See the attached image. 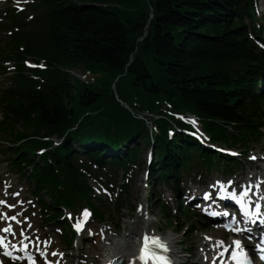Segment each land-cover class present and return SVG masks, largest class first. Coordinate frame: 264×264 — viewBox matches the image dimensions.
<instances>
[{"label":"trees","instance_id":"1","mask_svg":"<svg viewBox=\"0 0 264 264\" xmlns=\"http://www.w3.org/2000/svg\"><path fill=\"white\" fill-rule=\"evenodd\" d=\"M41 1L44 10L38 28L17 35L10 48L24 43L25 53L45 58L49 69L41 74L48 86L33 90L32 82L20 74V65L17 97H0L5 111L1 128L9 139L11 156L15 155L12 161L32 165L27 178L36 183L37 192L48 188L45 182L56 183L53 169L58 168L66 176L67 193L59 192L56 198L52 194L53 200L65 204L83 200L89 189L73 168L74 147L94 145L91 150L104 152L109 147L117 150L121 141L148 140V126L140 119L145 111L164 117L168 109L191 112L217 140L229 123L242 133H260L264 94L249 107L244 99L264 65V52L247 38L241 21L249 15L251 0ZM247 60L256 64L246 72L249 80L243 86L237 77ZM66 69H85L99 77L87 85ZM20 87H26L27 93L22 94ZM171 121V117L155 120L161 134L155 133L154 138L155 149L163 157L161 174L173 172L176 179L190 156L196 153L197 159L207 162L211 154L178 133L168 140ZM67 130L58 149L39 162L31 158L35 148L49 144L34 135L41 131L62 135ZM191 146L196 150L190 155ZM125 154L135 157L126 147ZM27 172L28 168L23 174ZM126 202L121 197L117 209Z\"/></svg>","mask_w":264,"mask_h":264},{"label":"rangeland","instance_id":"2","mask_svg":"<svg viewBox=\"0 0 264 264\" xmlns=\"http://www.w3.org/2000/svg\"><path fill=\"white\" fill-rule=\"evenodd\" d=\"M3 77H5V76H3ZM5 82H6V79L3 80V78H1V76H0V91L2 90V88L5 87ZM0 117H1V112H0ZM5 159H6V152L2 151L0 153V177H1V179L5 180L7 182V185H9V187L11 188V191H15V190H17V186H24L23 181L16 176H12L11 172L9 171V169L6 165ZM141 172L135 171L136 176H135V181L133 182V186L131 187V190H130L131 196L129 198V202L125 203V205L120 210L116 209L114 206H112V202H110L106 198H103L106 201V203H105L106 209L104 210L105 217H109L114 222H116V221L119 222V224L121 225V229H122L120 234L123 233V227H125L127 225V220H128L127 214L130 212V203L131 202L133 203L134 200L137 198V196L140 195V193L142 191V185H143L144 181L141 178ZM115 181H116V185H117V183L119 181V177H117ZM24 187L26 188V186H24ZM27 192L28 191L25 189V191L23 193H21L20 198L25 197V195H26V199H28L29 197H28ZM20 198H18L17 200H19ZM134 203H136V201ZM153 210H155V212H156V218L159 219V225L162 229L161 231L163 232V234H165V235L171 234V232H170L171 230L175 231L174 227L173 228L171 227L169 230L165 229V227H164L165 220L161 219L160 213L158 212L157 208H154V206H153ZM45 229L46 228H44V230ZM130 229H131V225H129L127 227V230L124 232V234L128 233V230H130ZM173 234H172L173 236L178 237L176 240L178 242L175 243V246H176L178 251L180 250V247H179L180 244H182L183 249L185 247L190 248V243L185 240V236L183 235L182 232L173 233ZM111 237L113 238V236H111ZM115 239H118V237ZM183 253H185V252H182V254ZM183 255H185V254H183Z\"/></svg>","mask_w":264,"mask_h":264},{"label":"bare ground","instance_id":"3","mask_svg":"<svg viewBox=\"0 0 264 264\" xmlns=\"http://www.w3.org/2000/svg\"><path fill=\"white\" fill-rule=\"evenodd\" d=\"M250 22H251V25H250L249 27L246 28V31H247L248 33H250L251 35L254 36L253 31H252V29H251L252 26H253V23H254V19H253L252 17L250 18ZM223 133L225 134V133H227V131H224ZM230 135H231V136H236V133H230ZM145 224H146V222H145ZM150 225H151V223H149V221H147V224H146L147 228H146L145 230H149V226H150ZM95 229H97V228L95 227ZM141 230H143V229L141 228ZM130 234H131V232H130ZM130 234H129V235H130ZM129 235L127 236V239H128V240H125L124 243H121V244L118 243V242H116L115 246L109 250V252L107 253V255H108L109 258H113L114 256H117V257L121 256V257H123V259H124L125 261H127V263L130 262V261H132L131 257H132V248H133V247H132L131 242L129 241V240H130V236H129ZM177 238H178V237H175V236H172V235H167V236H165V239L167 240V242H168V243H171L172 248L174 247L173 256H174V258H175V262H176V264H177V263L180 264V262H181L183 259H185V257H183V255H181V254L176 250L175 243L177 242V241H176ZM123 259H122V260H123ZM126 259H127V260H126ZM123 262H124V261H123ZM184 262H189V260H185Z\"/></svg>","mask_w":264,"mask_h":264},{"label":"snow or ice","instance_id":"4","mask_svg":"<svg viewBox=\"0 0 264 264\" xmlns=\"http://www.w3.org/2000/svg\"><path fill=\"white\" fill-rule=\"evenodd\" d=\"M246 195V193H242L241 196H244ZM241 203V206L243 207V201H239ZM0 203H5L4 201H0ZM84 215L85 217H87L88 215V212L87 210H84ZM245 215L247 216L248 213L245 212ZM9 219H15V217H7ZM78 229L80 227V225H77ZM4 231H10V226L8 228H5ZM236 231H239L238 229H236ZM211 239V238H209ZM4 243V240L2 237H0V245H2ZM150 243L152 245H155L156 247L158 248H163L165 251H167V246L165 244H162L160 241H159V238L157 237H151L149 238L147 235H145L143 237V246L141 247L140 249V259L141 260H147L149 258H151L155 264H170V261L167 257L165 256H158L151 248H150ZM222 243V242H221ZM237 248L239 249L240 247H242L241 245V241L239 240H235L233 242ZM235 255V253H234Z\"/></svg>","mask_w":264,"mask_h":264}]
</instances>
